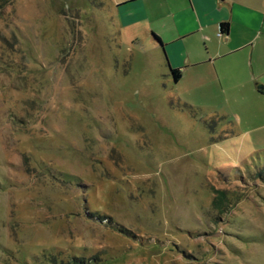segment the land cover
I'll return each mask as SVG.
<instances>
[{
  "label": "rangeland",
  "instance_id": "374dc122",
  "mask_svg": "<svg viewBox=\"0 0 264 264\" xmlns=\"http://www.w3.org/2000/svg\"><path fill=\"white\" fill-rule=\"evenodd\" d=\"M117 28L0 0V264H264V92L180 87Z\"/></svg>",
  "mask_w": 264,
  "mask_h": 264
},
{
  "label": "crops",
  "instance_id": "0c3cea01",
  "mask_svg": "<svg viewBox=\"0 0 264 264\" xmlns=\"http://www.w3.org/2000/svg\"><path fill=\"white\" fill-rule=\"evenodd\" d=\"M107 1L118 40L142 43L148 58L163 64L165 78L178 70L174 84L210 92L217 84L219 95L233 99L246 88L264 92L253 70L261 69L264 50V0ZM221 24H228L227 34Z\"/></svg>",
  "mask_w": 264,
  "mask_h": 264
},
{
  "label": "trees",
  "instance_id": "16d2710c",
  "mask_svg": "<svg viewBox=\"0 0 264 264\" xmlns=\"http://www.w3.org/2000/svg\"><path fill=\"white\" fill-rule=\"evenodd\" d=\"M220 31L222 34L228 33V24H221L220 25ZM170 75L172 77V80L174 83H177L180 78V73L178 70L170 69Z\"/></svg>",
  "mask_w": 264,
  "mask_h": 264
}]
</instances>
